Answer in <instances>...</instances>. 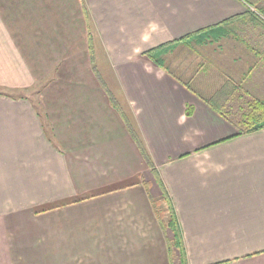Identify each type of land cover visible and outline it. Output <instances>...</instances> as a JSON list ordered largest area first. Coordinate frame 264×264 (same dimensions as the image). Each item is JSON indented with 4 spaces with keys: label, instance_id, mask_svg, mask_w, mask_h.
Instances as JSON below:
<instances>
[{
    "label": "crops",
    "instance_id": "1",
    "mask_svg": "<svg viewBox=\"0 0 264 264\" xmlns=\"http://www.w3.org/2000/svg\"><path fill=\"white\" fill-rule=\"evenodd\" d=\"M247 7L0 0V264H264V127L236 134L143 56L230 19L213 60L198 54L211 41H179L162 58L205 98L230 89L237 118L249 97L264 101V16ZM123 113L171 199L184 257Z\"/></svg>",
    "mask_w": 264,
    "mask_h": 264
},
{
    "label": "trees",
    "instance_id": "2",
    "mask_svg": "<svg viewBox=\"0 0 264 264\" xmlns=\"http://www.w3.org/2000/svg\"><path fill=\"white\" fill-rule=\"evenodd\" d=\"M248 6L246 12L250 15H262L264 16V0H243ZM255 6V7H254ZM254 7L255 10L252 8ZM258 18H256L257 20ZM230 19L224 20L220 23H217L211 27H205L203 29H200L198 31H195L193 33L187 34L180 38L179 40H175L172 43H169L164 46H159L154 49H151L149 51H146L143 53L146 58L154 62L156 65L162 67L168 74L173 76L176 80L181 82L187 89H189L191 92L195 93L197 96L202 98L216 113L221 115L224 119H226L228 122H230L236 129V134H243L248 133L252 131L259 130L264 127V101L255 98V97H249L248 101H246V110L242 109V113L237 118H231L229 115L231 112L227 113L226 111V104H228V101L230 100V96L232 95L231 99L235 98L233 96V92L230 91L228 88H221V92H218L215 94L212 99L205 98L203 95H201L200 91H197L191 85H189L188 81H182L179 79L175 74L172 73V71L165 66L164 59L162 56L165 52L172 50V48L177 47L180 43L188 46L190 44L195 45H205L209 41L211 42H217L221 38L230 35L232 33L231 28L228 29L227 22ZM187 112H191V108L187 107ZM229 114V115H228ZM123 117L127 123L129 132L131 133L133 139L135 140L137 146L139 147L141 154L146 158V163L150 167L151 171L153 172V175L155 177V180L159 182L161 186V195L160 197H152L150 193L149 198L153 203L156 215L158 220L163 226L169 227L172 231V238L170 239L171 245L178 250L180 253V257H184V248L181 241L178 225H177V219L175 216V211L171 202V199L164 189V185L160 181L159 173L155 167V165L151 161V157L147 151V148L144 144V141L140 135V133L136 130L133 123L130 121V119L123 113ZM147 190L149 189V183L144 182ZM165 205V206H164ZM172 248V247H171ZM182 261V260H181Z\"/></svg>",
    "mask_w": 264,
    "mask_h": 264
},
{
    "label": "rangeland",
    "instance_id": "3",
    "mask_svg": "<svg viewBox=\"0 0 264 264\" xmlns=\"http://www.w3.org/2000/svg\"><path fill=\"white\" fill-rule=\"evenodd\" d=\"M255 7V6H254ZM254 7H252L254 10H255V8ZM256 11V10H255ZM217 44H219L218 42H215V43H211V45L209 46L208 44V46H205V45H202V46H205V47H202V48H207V49H201V50H199V52H198V54H199V56H201V57H203L204 59H206V60H213L214 58L213 57H211L210 56V54H211V52H212V47L214 48V47H216V45ZM223 45V44H222ZM216 55V57H217V54H215ZM98 64V63H97ZM97 64H96V66H97ZM209 65H210V63H208ZM209 70H217V67L216 68H212V67H209ZM220 72H222V73H220V72H217V76L218 77H222V74L223 75H225V73H224V71H222V70H219ZM182 76H183V78H185L186 80H188L189 79V76H188V74L187 75H184V74H182ZM225 79V78H224ZM189 82H191L192 83V85H194L195 86V88L198 90V91H201V88H199L198 86H197V83L193 80V79H191V80H188ZM219 81H220V78H219ZM114 89V88H113ZM30 92H32V90H29L28 91V93H30ZM111 92V91H110ZM202 92V91H201ZM111 93H113V92H111ZM114 94V93H113ZM247 98V96L245 95V96H243L242 98H240V99H236V101H237V103L238 104H242L243 103V100H245ZM244 105H246V103L244 102ZM245 107V106H244ZM244 110H246V108L244 109ZM226 111H227V113H229V111H228V109H226ZM165 206V205H164Z\"/></svg>",
    "mask_w": 264,
    "mask_h": 264
}]
</instances>
